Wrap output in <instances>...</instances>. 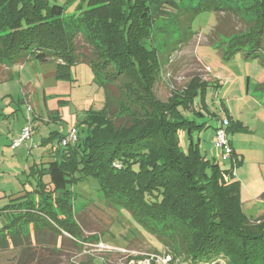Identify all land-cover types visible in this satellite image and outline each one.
Here are the masks:
<instances>
[{"label": "trees", "instance_id": "1", "mask_svg": "<svg viewBox=\"0 0 264 264\" xmlns=\"http://www.w3.org/2000/svg\"><path fill=\"white\" fill-rule=\"evenodd\" d=\"M82 1L74 19L44 0H0V62L56 60L60 79L71 65L87 63L106 93L102 110L88 114L81 130L74 127L76 140L62 146L65 136L58 138L50 160L30 167L23 189L0 207V252L30 248L44 232L77 242L75 223L64 217L73 213L71 188L94 178L107 203L126 210L185 264H264V215L251 221L243 213L239 182L194 141L209 127L196 119L205 108H197V96L208 84L194 77L166 102L154 93L162 54L192 38V16L237 13L236 0ZM247 2L254 20L218 46L264 66V0ZM169 24L176 36L160 51L154 36ZM78 35L90 57L78 50Z\"/></svg>", "mask_w": 264, "mask_h": 264}, {"label": "rangeland", "instance_id": "2", "mask_svg": "<svg viewBox=\"0 0 264 264\" xmlns=\"http://www.w3.org/2000/svg\"><path fill=\"white\" fill-rule=\"evenodd\" d=\"M44 1L49 7H62L65 18L75 19L84 9L82 0ZM232 6L237 13L201 11L193 15L190 21L193 36L175 51L165 49L176 36L174 27L169 24L156 30L155 45L166 51L161 57L162 75L155 83L154 93L166 102L172 91L184 89L190 79L198 77L206 81V93L199 92L196 99L197 108L205 106L200 108L203 117L196 119L209 127L195 133L194 141L199 138L201 152L207 158L216 157L224 169L231 171L234 178L230 180L239 182L242 211L253 221L264 215V66L259 59L245 60L241 53L231 54L218 46L229 35L243 32L254 20L252 12L246 10L247 0L233 1ZM76 46L90 57L91 48L80 35ZM57 63L40 62L34 57L11 65L0 62L2 194L22 190V183L31 178L30 167L50 160L58 138L71 128L81 130L86 116L105 105V90L96 83L87 63L71 65L65 79L55 76ZM113 90L116 92L115 87ZM222 119L231 121L226 127L231 153L225 159L221 158L222 149L215 147L217 136L213 130ZM27 122L32 127L30 139L12 149L11 139L18 137ZM179 140L186 150L188 141L184 132ZM71 191L73 213L64 217L75 223L77 242L66 236L54 240L44 232L41 241L32 242L30 248L9 247L1 251L0 264L186 263L175 258L126 210L107 203L94 178L73 184ZM7 201L1 198L0 207ZM24 232L32 233L33 228Z\"/></svg>", "mask_w": 264, "mask_h": 264}, {"label": "built area", "instance_id": "3", "mask_svg": "<svg viewBox=\"0 0 264 264\" xmlns=\"http://www.w3.org/2000/svg\"><path fill=\"white\" fill-rule=\"evenodd\" d=\"M227 125H228L227 120H223L221 124L218 126V128L215 130V135L217 136L215 147L222 149V157H221L222 159H225L227 155L229 156L231 153V148L226 138ZM31 135H32V127L31 124L27 122V125L22 127V129L20 130L18 137L11 141V148L15 149L19 147V145L22 142L30 139ZM76 138H77V131L75 128H71L69 132L65 135V137L61 140V145L64 146L67 142H73L76 140ZM218 162L220 161L218 160Z\"/></svg>", "mask_w": 264, "mask_h": 264}, {"label": "crops", "instance_id": "4", "mask_svg": "<svg viewBox=\"0 0 264 264\" xmlns=\"http://www.w3.org/2000/svg\"><path fill=\"white\" fill-rule=\"evenodd\" d=\"M21 130V129H20ZM214 130V129H213ZM14 139V138H13ZM13 139H11V141L13 140ZM10 146H11V142H10ZM18 148V147H17ZM16 149V148H15ZM235 152V151H234ZM236 153V152H235ZM23 184V183H22ZM28 185H26L25 186V188H28L29 189V187H27ZM0 189H4V188H0ZM21 191V190H20ZM18 192H15V191H12V192H10V194H2L1 192H0V199L2 198V199H5V198H7V200L9 199V196L10 197H12V196H15V194H17ZM1 205V204H0Z\"/></svg>", "mask_w": 264, "mask_h": 264}]
</instances>
